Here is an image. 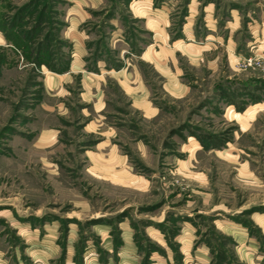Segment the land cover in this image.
<instances>
[{
	"label": "rangeland",
	"instance_id": "374dc122",
	"mask_svg": "<svg viewBox=\"0 0 264 264\" xmlns=\"http://www.w3.org/2000/svg\"><path fill=\"white\" fill-rule=\"evenodd\" d=\"M0 264H264V0H0Z\"/></svg>",
	"mask_w": 264,
	"mask_h": 264
}]
</instances>
